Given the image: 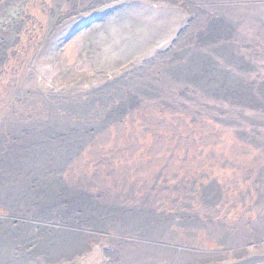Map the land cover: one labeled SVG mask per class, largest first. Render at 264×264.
<instances>
[{"label":"rangeland","instance_id":"obj_1","mask_svg":"<svg viewBox=\"0 0 264 264\" xmlns=\"http://www.w3.org/2000/svg\"><path fill=\"white\" fill-rule=\"evenodd\" d=\"M199 1L117 0L79 12V0H0V134L9 119L45 115L36 93L47 96L67 82L82 92L136 56L152 59L151 48L166 43L154 63L161 70L188 49L193 32L178 37L168 29L170 16L185 20L196 6L193 21L223 15L240 24L231 44L247 65L224 68L240 79L245 96L230 100L146 79L151 95L95 136L64 174L69 185L79 179L93 192L131 194L127 205L147 198L160 213L198 217L200 224L188 230L171 225L173 233L156 239L152 256L133 241L140 253L135 264H164V251L178 254L175 264H236L244 253L264 254V240L251 236L264 230V0ZM206 54L224 66L208 48ZM211 186L218 198L208 205L200 194ZM9 216L0 208V220L11 223ZM117 236L113 228L95 234L83 252L59 264H121L111 256ZM222 240L241 246L227 249Z\"/></svg>","mask_w":264,"mask_h":264},{"label":"bare ground","instance_id":"obj_2","mask_svg":"<svg viewBox=\"0 0 264 264\" xmlns=\"http://www.w3.org/2000/svg\"><path fill=\"white\" fill-rule=\"evenodd\" d=\"M115 1L79 0V12ZM199 2L191 0V3ZM193 9L190 18L187 16L185 20L169 17L172 29L169 26L168 29L178 33V37L185 29L193 32L187 42L188 49L171 57V61L163 62L165 66L161 70L154 63L162 57L166 43L151 48L154 52L152 59L136 56L121 69L100 74V82L82 92H73L67 82L62 84L63 89L56 85L58 90L50 91L47 96L46 93H36L45 115L33 121H26L24 116L9 119L1 129L0 208L8 210L11 223L0 220V264H59L83 252L95 234L112 228L116 229V238L120 242L115 243L112 260L135 264L140 255L138 248H142L147 257L154 255L152 249L158 248L156 239L172 234L171 225L188 230V227L200 224L193 214L179 212L174 217L160 213L157 207L148 204L147 198L131 206L126 204L131 194L123 198L111 197L104 191L89 190L90 184L84 180L77 179L76 184L69 185L64 179L69 166L95 136L134 109L142 97L151 95L144 84L146 79L196 87L205 95L212 93L230 100L245 96L246 90L239 83L240 79L224 68L243 69V65H247L237 54L236 46L231 44L240 24L223 15L218 20L208 18L204 24L201 19L193 21L196 6ZM234 14H238V10ZM195 22L198 23L197 29L193 28ZM207 48L222 58L224 66L206 54ZM139 60H143V65L135 66ZM176 61L179 63L172 65ZM100 139L104 140L102 136ZM137 150L134 147L132 152ZM200 197L208 205L214 203L218 189L214 186L206 188ZM251 236L257 241L264 240V230ZM133 241L139 244L138 248ZM220 242L227 249L241 246L229 240ZM172 253H162L164 264L179 261L178 254ZM240 256L243 259L236 264L264 261V254L258 257L244 253ZM199 262L201 259L180 264Z\"/></svg>","mask_w":264,"mask_h":264}]
</instances>
